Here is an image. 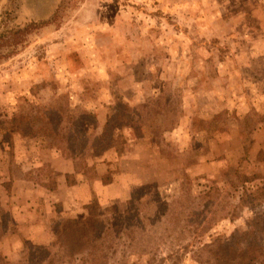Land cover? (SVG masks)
Wrapping results in <instances>:
<instances>
[{
    "label": "rangeland",
    "instance_id": "rangeland-1",
    "mask_svg": "<svg viewBox=\"0 0 264 264\" xmlns=\"http://www.w3.org/2000/svg\"><path fill=\"white\" fill-rule=\"evenodd\" d=\"M49 146L113 186L77 217L58 204L19 220L0 205V264L57 236L61 219L93 240L96 207L123 225L99 264H207L201 247L229 238L264 250V0H0L5 187L24 173L56 186ZM30 162L42 166L24 172ZM188 178L194 194L211 187L193 195L200 210L179 199ZM136 184L148 201L128 213Z\"/></svg>",
    "mask_w": 264,
    "mask_h": 264
},
{
    "label": "trees",
    "instance_id": "trees-1",
    "mask_svg": "<svg viewBox=\"0 0 264 264\" xmlns=\"http://www.w3.org/2000/svg\"><path fill=\"white\" fill-rule=\"evenodd\" d=\"M24 35V34H23ZM68 176V180L74 182V179ZM193 179L188 178L181 182L182 194L180 200L182 204L191 210H200L202 206L196 207L194 203V197H200L201 199H210L212 190L209 189L200 190L194 194ZM147 185H132L131 186V197L129 199L130 208L128 213L131 211L133 205L138 203H146L148 201ZM192 188V189H191ZM192 190V192H191ZM185 196L188 199L184 200ZM160 208L161 204L164 211L168 209L171 205L170 201L158 199L153 202ZM93 207L94 204H90ZM95 221L93 229V240L87 239V235L82 231L81 222L75 218L61 219L59 223H55L52 226L53 230L60 231L58 235L54 237L51 242L36 244L28 249V254L19 261V264H30L31 258H36L37 262L35 264H77L80 260H86V256L91 255V264H99L101 256L106 258L107 251L104 249L100 250L99 246L105 239L111 240L112 236H116L118 233L120 235V229L123 227L119 218L116 217L114 223L108 219V223H105L102 218L97 214V207L95 208ZM173 214V213H172ZM168 217V215H167ZM171 219H176L175 217L167 218L165 225L170 223ZM172 220V222H173ZM182 222H185L181 220ZM171 225V224H170ZM59 229V230H58ZM201 250L207 252V264H264V250L256 244L250 245L248 247H243L239 241L233 238L223 240H218L216 243L211 245H204ZM80 255V257H78ZM84 255V259L82 256ZM2 260V257H0ZM10 264V263H9ZM33 264V263H32ZM102 264H110L109 261H105Z\"/></svg>",
    "mask_w": 264,
    "mask_h": 264
},
{
    "label": "crops",
    "instance_id": "crops-1",
    "mask_svg": "<svg viewBox=\"0 0 264 264\" xmlns=\"http://www.w3.org/2000/svg\"><path fill=\"white\" fill-rule=\"evenodd\" d=\"M20 152L22 151L20 150ZM44 152L45 154L41 159H44L45 163L42 164H47L48 168H53L61 177L58 179L56 186L50 185V177L41 179L39 182L36 178L28 176V173H24L22 176L10 179L12 185L8 189L4 185L6 179L0 178V188H3L6 193L9 192V194L0 197V205L3 210L9 211L14 219L33 220L38 216L36 213H44L45 207L54 215L55 205L58 204L61 205L62 210L57 212L56 215L77 217V212L80 209L85 210L87 205L94 201H100V191L113 186L112 184H106L105 180L101 182V187H96L100 184L96 179L93 183L92 181H84L81 173L82 169L80 168V170L76 166V162L59 154L53 146H49ZM91 162L93 163V161ZM0 166L3 168L2 165ZM40 166L42 165H39V163L33 164L30 162L24 164L22 168L24 172H27V170L39 168ZM97 168L99 175L104 173V163L98 164ZM68 176L72 177L71 179H74V182L70 183ZM100 178L102 179V176ZM53 239L51 237L48 241L40 240L36 244L48 243Z\"/></svg>",
    "mask_w": 264,
    "mask_h": 264
}]
</instances>
